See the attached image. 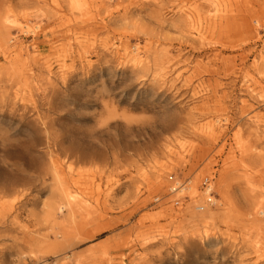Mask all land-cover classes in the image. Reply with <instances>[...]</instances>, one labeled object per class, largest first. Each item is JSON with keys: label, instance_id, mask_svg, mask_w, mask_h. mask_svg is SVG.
I'll use <instances>...</instances> for the list:
<instances>
[{"label": "rangeland", "instance_id": "obj_1", "mask_svg": "<svg viewBox=\"0 0 264 264\" xmlns=\"http://www.w3.org/2000/svg\"><path fill=\"white\" fill-rule=\"evenodd\" d=\"M74 1L0 0V264H264V0Z\"/></svg>", "mask_w": 264, "mask_h": 264}, {"label": "bare ground", "instance_id": "obj_2", "mask_svg": "<svg viewBox=\"0 0 264 264\" xmlns=\"http://www.w3.org/2000/svg\"><path fill=\"white\" fill-rule=\"evenodd\" d=\"M72 4H73V7H75V8H77V9H82V7H81V5L80 6H78L79 5V3L77 2V0H75L74 2H72ZM77 5V6H76ZM216 12H215V15H218L219 14V12L221 11V9L219 8V7H216ZM186 17L187 18H189V20H190V23L191 24H193V27H195V19L193 18L192 19V11L190 12V11H187L186 12ZM194 17V16H193ZM6 21H8V20H6ZM8 22H10V23H14L15 21H13V20H10V21H8ZM198 22V21H197ZM29 27V26H28ZM196 33L197 34H199V35H202V30L200 29V28H198V26H197V29H196ZM197 34H195V35H197ZM130 55H131V61L134 63V64H141V63H144V60L145 59H143L142 58V56L140 55V52H139V46H137L136 45V47H135V50H133L131 53H130ZM261 60H264V55L263 54H260L259 56H258V58L256 59V61L257 62H259V61H261ZM261 115H259V114H255L252 118H251V121H254V122H256L257 123V125H259V121H260V119H259V117H260ZM263 118H264V115L262 116ZM263 120V119H262ZM264 121V120H263ZM173 189H177V187H174ZM183 189V188H182ZM208 192V191H207ZM66 198H65V201L64 202H62L61 203V205H60V207H59V209L60 210H63L65 207H67L68 205H70L71 204V202H73V200H74V197H73V195L72 194H70V193H68V192H66V196H65ZM262 197H264L262 194L259 196V198L255 201V210H254V215H256V216H258V215H261V214H264V206H263V199H262ZM199 208H204L203 206H200Z\"/></svg>", "mask_w": 264, "mask_h": 264}]
</instances>
